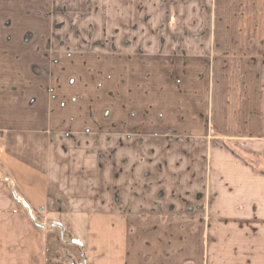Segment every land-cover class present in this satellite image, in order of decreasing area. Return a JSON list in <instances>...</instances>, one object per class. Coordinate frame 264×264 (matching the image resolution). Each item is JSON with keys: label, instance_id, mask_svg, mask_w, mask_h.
<instances>
[{"label": "crops", "instance_id": "crops-1", "mask_svg": "<svg viewBox=\"0 0 264 264\" xmlns=\"http://www.w3.org/2000/svg\"><path fill=\"white\" fill-rule=\"evenodd\" d=\"M70 220L88 264H264V0H0V264Z\"/></svg>", "mask_w": 264, "mask_h": 264}, {"label": "rangeland", "instance_id": "rangeland-1", "mask_svg": "<svg viewBox=\"0 0 264 264\" xmlns=\"http://www.w3.org/2000/svg\"><path fill=\"white\" fill-rule=\"evenodd\" d=\"M65 17L72 27L78 20L77 15L66 14ZM24 190H28L26 183H24ZM33 216L37 221H40L41 216L37 211H33ZM68 223L65 224L64 228L52 226L48 232V243L45 248L47 264H88L86 259L89 261L92 255L106 253V249L110 247L107 245L110 239H108L106 231H99L97 245H93L94 242H91V237L94 233L92 235L91 230L83 229V226L78 222L77 225L73 224L71 220ZM75 240L78 243L74 242Z\"/></svg>", "mask_w": 264, "mask_h": 264}, {"label": "water", "instance_id": "water-1", "mask_svg": "<svg viewBox=\"0 0 264 264\" xmlns=\"http://www.w3.org/2000/svg\"><path fill=\"white\" fill-rule=\"evenodd\" d=\"M74 242H78L77 240H75Z\"/></svg>", "mask_w": 264, "mask_h": 264}]
</instances>
